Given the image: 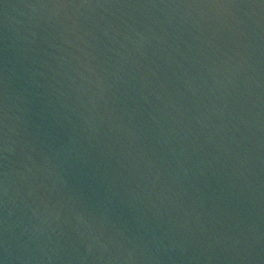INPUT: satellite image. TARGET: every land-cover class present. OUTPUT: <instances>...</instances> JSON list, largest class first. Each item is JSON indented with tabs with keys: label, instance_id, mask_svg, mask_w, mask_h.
I'll use <instances>...</instances> for the list:
<instances>
[{
	"label": "water",
	"instance_id": "1",
	"mask_svg": "<svg viewBox=\"0 0 264 264\" xmlns=\"http://www.w3.org/2000/svg\"><path fill=\"white\" fill-rule=\"evenodd\" d=\"M0 264H264V0H0Z\"/></svg>",
	"mask_w": 264,
	"mask_h": 264
}]
</instances>
